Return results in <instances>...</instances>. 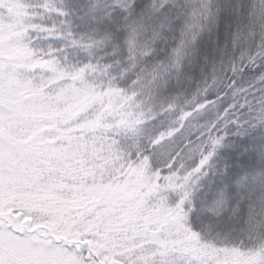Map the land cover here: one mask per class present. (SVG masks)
<instances>
[{
  "label": "snow or ice",
  "instance_id": "6c2138e0",
  "mask_svg": "<svg viewBox=\"0 0 264 264\" xmlns=\"http://www.w3.org/2000/svg\"><path fill=\"white\" fill-rule=\"evenodd\" d=\"M0 264H264V0H0Z\"/></svg>",
  "mask_w": 264,
  "mask_h": 264
}]
</instances>
